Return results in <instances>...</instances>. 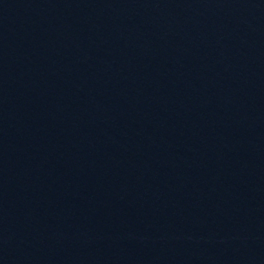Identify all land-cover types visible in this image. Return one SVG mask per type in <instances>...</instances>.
Masks as SVG:
<instances>
[{"label":"water","instance_id":"1","mask_svg":"<svg viewBox=\"0 0 264 264\" xmlns=\"http://www.w3.org/2000/svg\"><path fill=\"white\" fill-rule=\"evenodd\" d=\"M0 264H264V0H0Z\"/></svg>","mask_w":264,"mask_h":264}]
</instances>
